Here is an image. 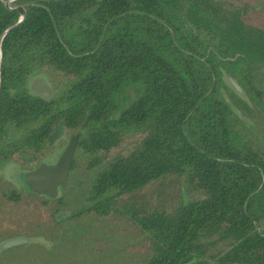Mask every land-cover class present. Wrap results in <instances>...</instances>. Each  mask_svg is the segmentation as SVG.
I'll use <instances>...</instances> for the list:
<instances>
[{
  "label": "trees",
  "instance_id": "1",
  "mask_svg": "<svg viewBox=\"0 0 264 264\" xmlns=\"http://www.w3.org/2000/svg\"><path fill=\"white\" fill-rule=\"evenodd\" d=\"M5 1L0 35L19 17ZM16 5L23 18L0 41V162H34L64 128L77 135L68 171L77 175L67 176L56 204L70 205L82 190V205L65 218L124 221L148 243L133 264H264V157L233 130L234 112L251 110L243 99L263 94L251 71L264 66V20L250 15L252 6ZM35 71L51 75L48 101L27 92ZM225 73L243 97L226 89Z\"/></svg>",
  "mask_w": 264,
  "mask_h": 264
},
{
  "label": "rangeland",
  "instance_id": "2",
  "mask_svg": "<svg viewBox=\"0 0 264 264\" xmlns=\"http://www.w3.org/2000/svg\"><path fill=\"white\" fill-rule=\"evenodd\" d=\"M245 1L252 6L250 15L264 20V0ZM251 72L252 82L263 94L253 104L247 97L243 99L251 110L234 112L233 130L240 137L249 139L264 157V66ZM36 74L45 76L52 86L50 73L35 71ZM223 83L231 90L224 79ZM69 137V132L64 130L58 140L36 154L38 158L34 162L21 165L20 155H17V161L0 162V243L12 237L28 239L0 250V264H133L144 260L148 243L142 234L127 229L124 221L99 219L87 214L65 218L73 207L78 209L82 205L79 188H75L68 198L70 205L65 203L61 207L56 200L63 195L64 189L57 198L46 200L24 193L18 184V171L29 170L41 160L53 162ZM67 174L68 177L77 175V171ZM10 192L17 193L19 199H8ZM43 200L46 201L42 203Z\"/></svg>",
  "mask_w": 264,
  "mask_h": 264
},
{
  "label": "water",
  "instance_id": "3",
  "mask_svg": "<svg viewBox=\"0 0 264 264\" xmlns=\"http://www.w3.org/2000/svg\"><path fill=\"white\" fill-rule=\"evenodd\" d=\"M11 1L12 0H6L4 5L7 9L16 11L19 17L14 25L8 27L0 35V41L8 30L14 28L22 20L24 15L22 6H9ZM225 77L227 85L243 97V91L237 82L227 73H225ZM25 87L30 95L45 101L50 100L53 94L52 86L49 84L45 76L40 74L29 75ZM224 99L228 105L231 106L229 99L225 95ZM64 130V128L60 129V135L63 134ZM76 138L77 135H73L67 139L66 144L60 151H58L53 162L41 160L33 168L17 172L16 180L22 187L24 193L33 194L46 200H53L59 196L67 181V173L69 171L71 157L74 153ZM27 241L28 239L25 237H12L0 243V250Z\"/></svg>",
  "mask_w": 264,
  "mask_h": 264
}]
</instances>
